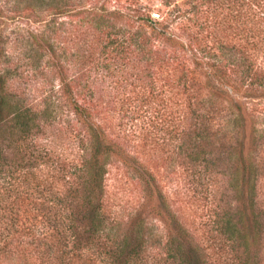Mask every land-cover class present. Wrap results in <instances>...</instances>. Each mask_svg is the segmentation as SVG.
Returning a JSON list of instances; mask_svg holds the SVG:
<instances>
[{
    "label": "trees",
    "instance_id": "obj_1",
    "mask_svg": "<svg viewBox=\"0 0 264 264\" xmlns=\"http://www.w3.org/2000/svg\"><path fill=\"white\" fill-rule=\"evenodd\" d=\"M73 1L15 0L12 9L30 11L40 20L51 16L46 20L50 32L55 17ZM210 2L211 41L199 40V29L187 42L169 37L198 68L199 76L192 79L204 99L188 97L184 113L162 120L160 129L166 125L173 148L187 164L227 160L234 166L236 205L233 212L230 207L217 212L211 229L216 244H203L178 220L157 176L105 133L90 100L71 97L85 133L78 162L38 149L37 135L55 118V110L50 104L36 109L23 103L11 88L22 64H8L9 56L0 52L5 59L0 62V264H259L253 248L264 232V214L256 209L264 178L259 155L264 152V0ZM95 10L86 9L97 26L104 18L123 16L115 9ZM135 19L136 33L114 42L134 45L145 56L151 48L141 33L148 26L157 30L160 23L144 15ZM235 37L238 45L230 43ZM50 38L31 32L24 42L27 64L35 67L44 48L55 55ZM186 71L177 77L183 90ZM83 87H89L85 81ZM111 158L137 176L144 193L141 208L123 219L104 212ZM148 209L162 221L161 233L147 220Z\"/></svg>",
    "mask_w": 264,
    "mask_h": 264
},
{
    "label": "rangeland",
    "instance_id": "obj_2",
    "mask_svg": "<svg viewBox=\"0 0 264 264\" xmlns=\"http://www.w3.org/2000/svg\"><path fill=\"white\" fill-rule=\"evenodd\" d=\"M14 3L15 0H0V52L9 56L8 64L19 61L22 64L11 88L27 106L43 109L50 104L56 113L37 135V148L50 156L78 162L83 150L79 140L85 133L74 112L73 100H90L97 105L93 114L105 133L157 176L178 220L212 248L216 243L211 229L215 228L217 212L220 207L221 210L230 207L233 212L236 205L234 166L227 160L187 164L173 148L175 142L170 140L166 125L160 129L162 120L184 113L188 97L204 99L192 79L193 75L199 76L198 68L171 39L187 42L189 35L199 29V40L211 41L207 34L212 30L213 20L210 0H75L55 17L50 32L46 20L51 16L40 20L30 11L15 12ZM91 7L98 9L95 10L98 13L101 9H115L123 16L104 18L97 26L91 19L93 13L86 11ZM137 15L160 23L157 30L148 26L141 33L147 48H151L145 56L134 45L125 48L126 45L114 42L117 38L127 40L136 33ZM163 25L167 26L166 31ZM200 25L203 27L199 28ZM31 32H44L45 37L49 35L55 42V55L52 57L44 48L35 67L27 64L29 59L23 53L24 42ZM238 41L237 37L230 38L235 45ZM195 48H199L198 44ZM4 60L1 55V64ZM184 70H187V90L177 80ZM84 81L88 88L83 87ZM209 148L216 152L213 145ZM260 154L264 161V152ZM213 158L216 159V154ZM110 161L104 182V212L123 219L141 208L144 193L132 171L119 160ZM256 209L264 214V178L258 183ZM148 212L147 220L161 233L163 225L157 212L151 209ZM253 249L258 263L264 264V232Z\"/></svg>",
    "mask_w": 264,
    "mask_h": 264
},
{
    "label": "built area",
    "instance_id": "obj_3",
    "mask_svg": "<svg viewBox=\"0 0 264 264\" xmlns=\"http://www.w3.org/2000/svg\"><path fill=\"white\" fill-rule=\"evenodd\" d=\"M154 15H157V14H154Z\"/></svg>",
    "mask_w": 264,
    "mask_h": 264
}]
</instances>
